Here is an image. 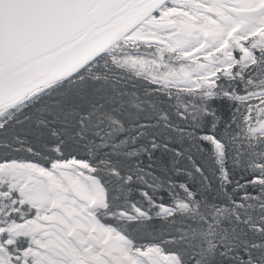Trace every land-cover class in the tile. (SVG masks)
Returning <instances> with one entry per match:
<instances>
[{"label": "snow or ice", "instance_id": "6c2138e0", "mask_svg": "<svg viewBox=\"0 0 264 264\" xmlns=\"http://www.w3.org/2000/svg\"><path fill=\"white\" fill-rule=\"evenodd\" d=\"M0 264H264V0H0Z\"/></svg>", "mask_w": 264, "mask_h": 264}, {"label": "trees", "instance_id": "16d2710c", "mask_svg": "<svg viewBox=\"0 0 264 264\" xmlns=\"http://www.w3.org/2000/svg\"><path fill=\"white\" fill-rule=\"evenodd\" d=\"M212 105L217 109L218 115H220L223 120L227 121L230 118L232 105L227 100H213Z\"/></svg>", "mask_w": 264, "mask_h": 264}]
</instances>
